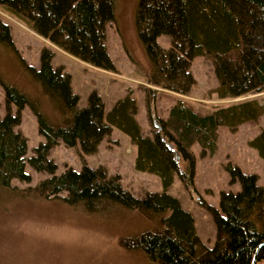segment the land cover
Masks as SVG:
<instances>
[{
    "label": "trees",
    "instance_id": "1",
    "mask_svg": "<svg viewBox=\"0 0 264 264\" xmlns=\"http://www.w3.org/2000/svg\"><path fill=\"white\" fill-rule=\"evenodd\" d=\"M0 9L27 20L36 33L71 55L116 71L106 44V23L114 17L115 0H0ZM137 19L150 59L145 73L148 83L188 95L196 82L192 63L206 54L219 80L211 95L218 100L251 97L214 104L207 112L177 97L165 117L156 113L147 98L153 135L146 136L136 117L139 108L132 92L106 110L103 97L93 90L87 105L78 106L71 74L52 64L53 49L44 46L40 66L30 64L0 14V84L7 110L0 115V193L8 190L62 199L103 222L119 218L133 226L132 233L119 236V244L140 251L153 264H252L254 256L256 264L264 262V186L258 184L256 174L228 162L230 182L239 181L240 189L223 190L220 208L212 206L194 184L193 150L200 143L214 153L220 126L236 129L264 114V101L253 96L264 92V0H140ZM161 34L171 37L170 46L158 42ZM26 105L45 137L30 157H26L27 137L16 129ZM114 129L127 134L133 144L135 169L158 175L162 190L138 197L122 186L119 174L109 176L103 165L86 163L84 157L95 153ZM61 142L79 146L81 170L68 167L56 172L58 166L49 153ZM248 144L264 160V129ZM26 160L50 176L34 186H12L13 178L31 181ZM177 173L213 215L216 238L212 246L199 236L193 213L167 191ZM64 191L66 195L60 194Z\"/></svg>",
    "mask_w": 264,
    "mask_h": 264
},
{
    "label": "rangeland",
    "instance_id": "2",
    "mask_svg": "<svg viewBox=\"0 0 264 264\" xmlns=\"http://www.w3.org/2000/svg\"><path fill=\"white\" fill-rule=\"evenodd\" d=\"M139 2L115 0L114 17L106 23V44L116 71L96 67L71 55L36 33L25 19L19 18L20 21L2 9L0 14L10 24L14 42L30 64L39 67L42 48L50 46L53 49L55 55L52 64L54 67L63 66L71 74L72 89L79 95L78 106L87 105L93 90L103 97L106 110L113 105L114 100L132 92L139 108L136 117L146 136L153 135L147 98L154 104L156 113L165 117L177 97L187 98L203 112L211 110L217 103L251 97L242 95L218 100L211 95L210 91L219 84V80L212 58L206 54L196 56L192 63L191 70L196 82L188 95L148 83L145 73L150 59L140 36L137 19ZM157 40L164 47L171 44L168 34L159 35ZM147 87L156 88L157 91L149 92ZM253 96L264 101V92ZM12 111L16 113L15 105H12ZM6 112L4 89L0 84V115L4 116ZM16 129L27 137L26 157L32 156L34 148L45 141V137L39 132L35 114L28 105L22 110V120ZM262 129L264 114L258 120L243 123L236 129L220 126L218 148L214 153L205 151L200 143L193 145L194 184L201 198L219 209L223 190L240 189L239 181L230 182V173L226 168L228 162L238 164L244 172L256 174L258 184L264 186V160L248 144ZM134 155L135 149L128 135L114 129L103 139L95 153L87 154L84 158L89 165H103L109 176L119 174L122 186L138 197L148 191L162 190L158 175L135 169ZM49 157L56 162L57 173L68 167L81 170L84 165L79 146L68 147L63 142L52 147ZM25 170L31 174V181L13 178L12 186H34L50 176L46 171L34 169L27 160ZM167 191L178 197L182 206L193 213L199 236L212 246L216 238L213 215L199 202L197 196L191 195L180 174H176ZM132 227L119 218L100 221L66 204L62 199H47L5 190L0 193V264H153L140 251H129L119 244V236L132 233Z\"/></svg>",
    "mask_w": 264,
    "mask_h": 264
},
{
    "label": "water",
    "instance_id": "3",
    "mask_svg": "<svg viewBox=\"0 0 264 264\" xmlns=\"http://www.w3.org/2000/svg\"><path fill=\"white\" fill-rule=\"evenodd\" d=\"M262 243H264V242H262ZM262 244H260V246H261ZM259 246V247H260ZM252 264H256V257L254 256V258H253V261H252Z\"/></svg>",
    "mask_w": 264,
    "mask_h": 264
},
{
    "label": "crops",
    "instance_id": "4",
    "mask_svg": "<svg viewBox=\"0 0 264 264\" xmlns=\"http://www.w3.org/2000/svg\"><path fill=\"white\" fill-rule=\"evenodd\" d=\"M114 101H115V100H114ZM114 101H113V103H114ZM113 103H112V104H113Z\"/></svg>",
    "mask_w": 264,
    "mask_h": 264
}]
</instances>
